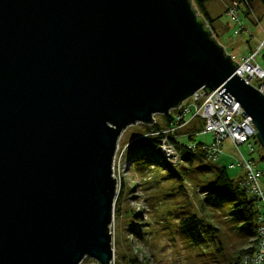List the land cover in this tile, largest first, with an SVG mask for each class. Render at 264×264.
Returning <instances> with one entry per match:
<instances>
[{"label":"water","instance_id":"95a60500","mask_svg":"<svg viewBox=\"0 0 264 264\" xmlns=\"http://www.w3.org/2000/svg\"><path fill=\"white\" fill-rule=\"evenodd\" d=\"M239 67L193 0H0V264H112L122 136L201 90L231 95L264 153Z\"/></svg>","mask_w":264,"mask_h":264},{"label":"rangeland","instance_id":"374dc122","mask_svg":"<svg viewBox=\"0 0 264 264\" xmlns=\"http://www.w3.org/2000/svg\"><path fill=\"white\" fill-rule=\"evenodd\" d=\"M235 1L212 0L206 7L209 15L216 20L214 28L219 43L236 62H241L243 57L258 49L263 39L264 9L258 4L255 7L256 17L250 19L244 16L242 7L238 15L247 30L236 35L237 25L228 15V10ZM193 4L196 6L194 0ZM256 62L264 70V51L259 54ZM186 102L189 104V101ZM155 119L159 124L165 125L164 116L156 115ZM145 128L147 126L143 124L129 127L122 136L117 151L118 156H121L127 147L120 163L121 178L126 184V191L121 203L115 207L112 231L115 264H128L131 259H136L138 264H143L145 259L152 264H230L237 259L242 240L250 244L254 239L249 232L243 231L246 225L234 214L230 202L219 201L214 206H205L202 212V190L209 188L211 179L198 168L202 169L206 164L200 166L197 163L190 167L183 163L172 170L156 166L146 172L123 170L128 165L125 160L127 151L136 146L134 141ZM178 140L187 145L201 142L211 144L213 137L201 133L194 141L185 140L181 136ZM239 150L231 142H225L223 153L216 162L217 166L226 168L229 177L234 180H238L243 173L240 166L243 157L252 158L246 146H241ZM253 157L258 167L264 171V160L260 161L258 153ZM232 165L237 168L232 169ZM172 171L178 173L173 174ZM191 215L202 218L206 228H218L219 232L204 231L201 239L203 243L193 247L179 226L182 218ZM95 263L96 261L89 258L83 262Z\"/></svg>","mask_w":264,"mask_h":264},{"label":"built area","instance_id":"2783aa9c","mask_svg":"<svg viewBox=\"0 0 264 264\" xmlns=\"http://www.w3.org/2000/svg\"><path fill=\"white\" fill-rule=\"evenodd\" d=\"M246 5H248L246 0H242L241 2L235 1L228 10V15L237 25V29L235 30L236 35H240L247 30L245 26L242 25L238 15L240 9L242 7L244 9ZM263 51L264 35L258 49L243 57L241 62H236L231 55L232 59L240 66L236 74L245 80L247 84L258 89L262 94H264V70L257 64L256 59ZM218 92L219 91L212 92L206 97L203 96L206 92L201 90L187 100L189 104H186L188 102H184L178 109L177 127L165 132V134H173L175 131L186 127L195 120L203 122L204 129L202 134L211 135L213 137V142L211 144L203 143L201 151L205 153L207 160L211 162H217L221 157L223 153V144L227 141L231 142L238 150L241 146L247 147L252 158L246 159L243 157L240 161L241 170L243 172L241 186L257 204L259 211L258 233L253 244L245 249V253L242 255L239 264H264V171L258 167L253 157L261 150L258 139L255 136L257 129L250 117L246 116V118H244L241 116L244 115L245 112L231 95L227 94L232 99L231 104L228 106L222 101L223 96L220 97ZM190 148H194V146H190ZM159 149L164 160L170 166L178 167L181 164L178 151L168 137L162 140ZM125 150H127V147L123 150L121 156H118V152L116 153L113 166L114 177L118 180L119 189L122 181L120 163L122 159H124L123 154ZM231 168L236 169L237 167L236 165H232ZM123 170H131L129 162ZM112 231L113 226L111 227V232ZM112 233L114 234V232ZM112 264H115V258ZM143 264H152V262H148L145 259Z\"/></svg>","mask_w":264,"mask_h":264},{"label":"trees","instance_id":"16d2710c","mask_svg":"<svg viewBox=\"0 0 264 264\" xmlns=\"http://www.w3.org/2000/svg\"><path fill=\"white\" fill-rule=\"evenodd\" d=\"M212 0H194L196 8L202 17L208 23V26L213 31L214 36L218 40V36L215 32L214 20L207 11V4ZM241 2L242 0H236ZM248 5L243 9L244 16L246 18L252 19L256 16V6L261 4L264 9V0H246ZM179 110L172 111L169 115L164 116L165 125L159 124L156 122L153 126H147L142 134L134 141L136 146L127 151L126 160L130 162V169L138 172H146L148 170L155 169L156 166L165 168V169H174L182 166V164H187L190 167L195 166V164L205 165L198 170L205 172L209 175L211 183L209 188L202 190L204 194L203 203L201 205L202 212L204 211L205 206H214L215 203L219 201H228L231 204V207L235 211V215H238L241 220L245 223L243 229L244 232H249L250 236L253 239L257 237L258 233V218L259 211L257 208L256 202L250 197L246 191L241 186V180L243 176L240 175L238 180L231 179L227 173L226 168L217 166L216 162L208 161L204 152L201 151V146L203 143L199 144H181L178 138L187 137L189 141H194V138L203 132L204 124L203 122L196 120V122L190 123L186 127H183L175 133L165 134L177 127V115ZM176 136V137H175ZM168 137L173 145H175L181 164L178 167L170 166L163 158V155L160 152L159 146L162 140ZM178 137V138H177ZM194 146V148H190ZM260 161L264 160V153L261 148L260 152ZM158 169V168H157ZM173 174L178 172H173ZM177 177V176H174ZM126 184L124 181H121L119 194L117 196V205L120 202L125 194ZM117 208V207H116ZM179 226L181 232L185 236L186 240L193 246H197L200 243H203L202 233L206 232H219V229L213 228L211 226H205V222L202 218L191 215L185 216L179 221ZM140 236V235H138ZM248 244L246 240H242V248L238 254L237 259L232 261L230 264H239L242 255L245 253V249L252 245ZM126 261V259H124ZM128 264H138L136 259H131Z\"/></svg>","mask_w":264,"mask_h":264},{"label":"crops","instance_id":"0c3cea01","mask_svg":"<svg viewBox=\"0 0 264 264\" xmlns=\"http://www.w3.org/2000/svg\"><path fill=\"white\" fill-rule=\"evenodd\" d=\"M182 138H183V139H185V140H187V139H188L187 137H182ZM242 174H243V173H242ZM242 174H241V175H242Z\"/></svg>","mask_w":264,"mask_h":264}]
</instances>
